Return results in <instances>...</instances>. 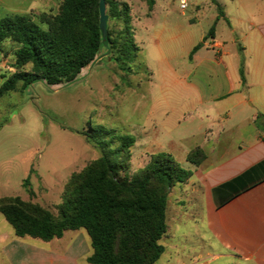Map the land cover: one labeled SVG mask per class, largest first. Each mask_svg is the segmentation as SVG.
Segmentation results:
<instances>
[{
	"label": "rangeland",
	"instance_id": "374dc122",
	"mask_svg": "<svg viewBox=\"0 0 264 264\" xmlns=\"http://www.w3.org/2000/svg\"><path fill=\"white\" fill-rule=\"evenodd\" d=\"M117 1L127 2L130 6L127 37L132 56L127 61H118L115 51L107 52L106 56L85 68L74 82L49 86L35 81L22 92H9L0 98V198L16 195L25 200L33 199L56 213L71 174L100 156V152L80 134H91V129L96 127L112 131L114 135H132L135 126L155 121L159 125L162 123L163 131L162 125L159 131L163 132L164 147L174 153L182 167L194 169L187 161L186 152L195 149L198 140L188 138L189 131L170 124L177 120L175 112L188 104L185 98L172 92L184 88L183 84L176 85L172 77L200 72L196 63L189 62L188 49L192 43L199 44L202 54L212 59L220 56L226 62L239 59L241 41L235 40L231 27L238 28L241 37L248 25L239 20L248 17L240 18L235 13L240 0H216L222 16L213 0H186V10L181 9L180 0H156L152 9L144 0ZM61 2L0 0V16L20 14L37 19L43 12L56 14ZM111 27L120 30L122 24L111 22ZM212 28L223 48L202 45V37L212 43ZM19 46L12 41H5L1 46L0 87L15 71V51ZM160 50L166 60H161ZM162 88L168 91V106L146 118L151 106V90L155 93ZM155 99L161 101L158 97ZM165 112H170L168 118ZM110 140V137L105 138L109 148H114L116 145ZM153 153L157 154L155 150ZM152 155L147 162L141 158L133 160L129 174L143 169ZM32 167L34 173L30 183L34 196L30 197L23 181ZM191 195V187L184 183H177L169 193L168 230L160 240L165 253L155 264H201L211 258V250L196 232L198 229L209 241L203 202L201 198L192 201ZM0 220L13 230L1 213ZM80 230L91 248L87 232ZM198 252L202 255L200 259ZM0 264H5L3 259Z\"/></svg>",
	"mask_w": 264,
	"mask_h": 264
},
{
	"label": "trees",
	"instance_id": "16d2710c",
	"mask_svg": "<svg viewBox=\"0 0 264 264\" xmlns=\"http://www.w3.org/2000/svg\"><path fill=\"white\" fill-rule=\"evenodd\" d=\"M144 1L150 9L156 3ZM99 4V0H62L56 14L43 12L37 19L20 14L0 16V50L5 41L20 45L15 51V71L0 87V98L9 92H22L35 81L49 86L74 82L107 52L115 51L118 61H127L132 56L127 37L130 6L106 0L104 39ZM111 22L122 24V28H112ZM213 33L214 28L210 31ZM200 47L197 45L192 54ZM240 76L244 85L243 61ZM91 131L80 134L100 156L71 174L56 213L33 199L16 195L0 198V213L18 237L49 242L63 237L66 231L84 229L92 248L90 264H155L165 251L160 240L168 230V195L177 183L188 182L193 172L172 155L158 153L138 173L130 175L135 137L114 135L101 127ZM107 137L116 145L114 148L105 142ZM205 158L200 147L187 155L194 166L201 165ZM33 173L34 167L23 181L30 197L34 196L30 183Z\"/></svg>",
	"mask_w": 264,
	"mask_h": 264
},
{
	"label": "crops",
	"instance_id": "0c3cea01",
	"mask_svg": "<svg viewBox=\"0 0 264 264\" xmlns=\"http://www.w3.org/2000/svg\"><path fill=\"white\" fill-rule=\"evenodd\" d=\"M236 7L240 18L248 17L239 20L248 25L241 37L238 28L231 27L235 40L241 41L239 59H212L202 54L201 48L192 54L199 45L192 43L189 62L196 63L200 72L172 77L176 85L184 86L172 92L188 104L175 112L177 120L170 124L189 131L188 138L198 140L196 147L206 154L204 162L191 170L192 178L184 183L191 187V200L201 198L203 202L209 241L198 229L196 232L211 250V258L201 264H264V0H240ZM211 37L212 43L202 37L204 47L223 48L215 32ZM160 58L166 60L161 50ZM242 61L244 85L240 76ZM167 93L163 88L155 93L151 90L146 118L168 106ZM169 114L165 112L167 118ZM184 122L189 125L185 127ZM160 125L155 121L134 127L132 163L136 158L147 162L154 150L174 157L164 147ZM91 254L81 230L66 231L63 237L45 242L18 237L0 220V262L3 259L5 264H90ZM201 256L198 252L197 258Z\"/></svg>",
	"mask_w": 264,
	"mask_h": 264
},
{
	"label": "water",
	"instance_id": "95a60500",
	"mask_svg": "<svg viewBox=\"0 0 264 264\" xmlns=\"http://www.w3.org/2000/svg\"><path fill=\"white\" fill-rule=\"evenodd\" d=\"M99 10H100V29L103 34V38L105 39L107 36V6L106 0H99Z\"/></svg>",
	"mask_w": 264,
	"mask_h": 264
},
{
	"label": "built area",
	"instance_id": "2783aa9c",
	"mask_svg": "<svg viewBox=\"0 0 264 264\" xmlns=\"http://www.w3.org/2000/svg\"><path fill=\"white\" fill-rule=\"evenodd\" d=\"M180 7L182 10H186V8L188 7L187 1L186 0H180Z\"/></svg>",
	"mask_w": 264,
	"mask_h": 264
}]
</instances>
